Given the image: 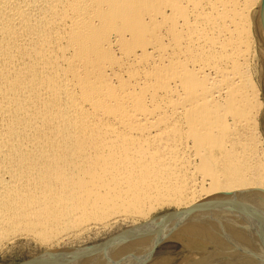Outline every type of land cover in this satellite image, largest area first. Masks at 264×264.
Instances as JSON below:
<instances>
[{"label":"bare ground","instance_id":"1","mask_svg":"<svg viewBox=\"0 0 264 264\" xmlns=\"http://www.w3.org/2000/svg\"><path fill=\"white\" fill-rule=\"evenodd\" d=\"M257 1L0 0V244L121 217L129 241L43 260L135 264L157 236L183 252L159 264H264Z\"/></svg>","mask_w":264,"mask_h":264},{"label":"rangeland","instance_id":"2","mask_svg":"<svg viewBox=\"0 0 264 264\" xmlns=\"http://www.w3.org/2000/svg\"><path fill=\"white\" fill-rule=\"evenodd\" d=\"M255 6L256 8L254 9L255 18L253 22V33L256 40V55L252 61V69L254 79L256 80L260 90V100L263 103V107L260 113V123L261 130L264 135V0L257 1ZM175 210L176 208L173 205H162L160 207H156L154 210H152V212L149 213L148 220L158 218L162 214L163 215L161 217H163L169 213H173ZM108 222H106L107 225L98 224L93 225V227L91 226L88 229L84 228V230H80L79 233L77 232L71 234L69 237L63 238L62 240L53 244H44L30 236H15V239L12 238L0 244V264H18L29 259H41L49 256V254L56 251L69 252L67 254L68 256L66 257L65 255L63 259L65 261H69L72 257L76 258L79 256H85V254L87 255L89 253L94 254L97 248L99 249L100 247L109 245V243H111V239L112 242H115L116 240L120 241L118 237L120 238V236H122L123 234L128 233L126 235L128 237V240L126 237L125 238L127 241H129V232L133 228L135 229L136 227H139L142 220L140 219L136 221L131 218L125 219L118 217L114 220L111 219ZM158 238L159 237L156 236L154 239L147 242V244L149 243V245H153L154 242V245H156L157 243L158 244L154 248H147L143 250L137 257V259H139L140 261L135 264H159L160 262L162 263L163 261H165L168 258L169 254H175V256H177L175 257V260H179L180 257H182L183 252L180 249V245L177 241L168 239L161 240ZM105 240L106 242L103 243V241ZM118 241L116 242L118 243ZM116 245L121 246L122 244L120 243ZM91 256L92 255H88V257ZM53 261L54 263H57V259H53L49 260L48 264H54ZM42 262L46 263V261L42 259V261H38L37 264H41Z\"/></svg>","mask_w":264,"mask_h":264},{"label":"water","instance_id":"3","mask_svg":"<svg viewBox=\"0 0 264 264\" xmlns=\"http://www.w3.org/2000/svg\"><path fill=\"white\" fill-rule=\"evenodd\" d=\"M104 242H106V240L103 241V243H104ZM92 246H93V245H92ZM42 259L46 260L47 258L44 257V258H41V259H29V260L22 261V262H20V263H18V264H34V263H37L38 261H42Z\"/></svg>","mask_w":264,"mask_h":264}]
</instances>
